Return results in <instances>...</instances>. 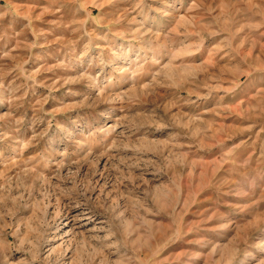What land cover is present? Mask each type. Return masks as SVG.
Instances as JSON below:
<instances>
[{"label": "rangeland", "instance_id": "1", "mask_svg": "<svg viewBox=\"0 0 264 264\" xmlns=\"http://www.w3.org/2000/svg\"><path fill=\"white\" fill-rule=\"evenodd\" d=\"M0 264H264V0H0Z\"/></svg>", "mask_w": 264, "mask_h": 264}]
</instances>
